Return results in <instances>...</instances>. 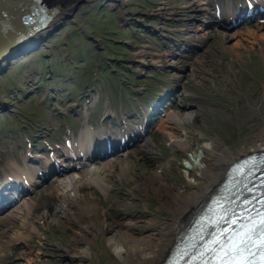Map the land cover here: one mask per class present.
<instances>
[{
    "label": "rangeland",
    "instance_id": "1",
    "mask_svg": "<svg viewBox=\"0 0 264 264\" xmlns=\"http://www.w3.org/2000/svg\"><path fill=\"white\" fill-rule=\"evenodd\" d=\"M218 1L76 0L64 16L72 4L66 1L38 49L4 66L0 185L11 161L25 157L26 142L35 155L29 162L38 166L42 145L76 140L98 116H127L132 130L120 156L109 158L129 166L113 165L105 192L83 184L64 203L55 174L2 205L0 264H124L119 250L166 244L176 206L198 177L191 164L235 159L264 141V23L243 24L260 14L252 12L226 29L236 17H213V6L223 8ZM110 121L104 119L106 129ZM30 201L28 210L19 205ZM11 205L23 210L4 217ZM20 227L31 229L27 238L10 244Z\"/></svg>",
    "mask_w": 264,
    "mask_h": 264
},
{
    "label": "bare ground",
    "instance_id": "2",
    "mask_svg": "<svg viewBox=\"0 0 264 264\" xmlns=\"http://www.w3.org/2000/svg\"><path fill=\"white\" fill-rule=\"evenodd\" d=\"M51 1H52L51 5L47 7L45 5H40V7L42 8V14L45 15V18L47 20L48 27L51 26V20L54 18L55 14L62 9L63 7L62 5L66 1H69L70 4L72 3L70 7L66 5L63 7L62 12L63 14L66 15L69 14L70 11L74 9V5L76 3V0H51ZM38 2L39 4L44 3L42 0H38ZM45 2L49 3V1H45ZM1 3L3 2L1 1ZM2 8L4 9V11ZM7 9L8 8H5L3 5L0 4L1 53L3 51L9 50L10 48L15 49L21 46L18 45L17 43L20 32L15 34V32H13V29L16 26V20H25L27 17L25 10H23V14H21L19 12L18 7H15L9 11H7ZM18 55H23V50H18L16 53L13 54L14 57H17ZM170 94H172V91L168 95ZM171 117L177 118L174 117L173 115ZM150 123H148V125ZM97 125L98 127L95 128L97 134L95 136H93L94 125L87 124L81 128L80 132L77 134L76 140H72L70 142L68 141L63 142L64 146L62 151L59 148L54 149L56 152H61L60 156H58V158H60V161L57 162L56 165H58L57 168H63V170L59 174L56 183V189L62 196V200L64 201V203H71L74 200L75 195H79L78 187H80L83 184L94 183L102 191L105 192L106 189L111 185L106 180L105 176H107L108 173H111L112 171L111 168L113 167V165L115 164L120 166L119 168H121V170H123L124 167L129 166L126 165L127 163L125 161H114L109 159L111 157H115V155L118 154L120 156V152H122V150L117 153H107L104 152V149L102 148H97L94 150V149H90V147L85 146L88 143L91 144V142L96 141L101 137L102 134L105 133L104 127L99 123ZM69 137L73 138V136L70 135ZM255 145L256 146L254 148L256 150H254L253 152L246 153L245 155L241 154V156L235 159H232L233 157L227 158L224 157V155H221L220 157H218V159L213 160V162L211 163L205 162L204 158H202L201 162H199L198 164L195 163L191 164V167L195 168V170L198 171L197 173L198 177L196 179L195 184L189 185L190 189L188 194L181 197V203L180 204L178 203V205L176 206L177 207L175 212L176 218H175V222L173 223V230L170 234L166 235V244H162V245L156 244L152 247L146 246L145 248H137V245H135L134 248L129 247L124 251L119 250L118 255L119 257H122L124 264H162L163 260L164 259L166 260L171 255L172 249L177 247L178 242L179 245H182V240L179 238L177 234L180 228L182 227V222L185 223L190 219H194L196 215L204 209V207L210 200L211 196L215 193H218L220 182L225 178V175L227 173H231L234 175H238L240 180H244L242 176H244L247 172L242 169L247 168L254 170L255 167H257L258 160L254 158L246 160L250 158V154L252 153L260 154L262 151H264V148L257 149L258 147H264V141L258 142ZM90 159H94V160L98 159L99 161H103V160L106 161L107 159L108 160L101 166H98L91 164L92 161H90ZM240 159H244V161L238 162ZM17 162L21 166H9L8 171L4 173L3 182H5L6 176H10V177L12 176V177L10 178V180L6 179V183L0 185V188H2L3 190L8 189L9 186H12V181L18 182L19 179L18 174L21 173L25 177L24 181L26 187L28 186L31 187L29 179L32 180V179L40 178L37 176L33 177L35 167L33 166L34 168L31 169L29 158L23 157L21 161H17ZM46 162H49L48 159L46 160ZM53 170H56V174H57V169H52L50 173L52 174ZM67 171H72V172L60 177V175L64 174ZM26 187H24V189ZM4 191H10V189ZM6 201H8V194L6 195ZM18 201L19 200H17L15 203H17ZM6 203L7 202H5L3 205H6ZM19 205H22L23 209L28 210L31 208L32 203L30 201V202H24L22 204L20 203ZM16 206L13 207V205H11L8 208L9 210L6 209L8 213L6 215L4 214L5 215L4 217L8 215H13L15 212H18L22 209L20 208V206L17 207ZM0 211L5 212V210L2 207L0 208ZM199 214L204 215L205 217L208 215L207 212L203 214L202 213ZM30 230L31 229L25 230L20 227V229L15 230L13 236H10L8 238V242L10 243L11 241L22 238L24 236H26L25 238H27V234ZM174 232L176 235L174 234ZM1 246H3V242L0 240V247ZM125 247L127 248L128 245H126ZM123 253H127L126 258L125 257L123 258L122 256Z\"/></svg>",
    "mask_w": 264,
    "mask_h": 264
},
{
    "label": "water",
    "instance_id": "3",
    "mask_svg": "<svg viewBox=\"0 0 264 264\" xmlns=\"http://www.w3.org/2000/svg\"><path fill=\"white\" fill-rule=\"evenodd\" d=\"M1 1L4 3V5H6L5 7L8 8L7 11L12 10L15 7H18L19 12L21 14H23V10H25L27 17L25 20H16V26L13 29V32H15V34L20 32L17 43L18 45L21 46L15 49L10 48L9 50L3 51L2 53L0 51V75H2L5 72L2 71L4 66L6 64H9L12 59L16 58L13 56L14 53H16L18 50H23V56H24L38 49L41 40H44L45 38L44 36H49V34H51L52 32L53 27L56 25L53 23V21H51V26L50 27L47 26V20L45 18V15L42 14V8L40 7L38 0H1ZM65 15L66 14H64V16ZM255 21H262V23H264V12H260L259 15L244 20L243 24H251ZM239 25H242V21H239L236 24L228 23L225 28L232 29L234 26H239ZM0 105L2 107H5L4 103H0ZM120 150H122V148L107 153H117ZM51 176H53V174ZM51 176L46 177L42 181V183L46 182L48 178Z\"/></svg>",
    "mask_w": 264,
    "mask_h": 264
},
{
    "label": "snow or ice",
    "instance_id": "4",
    "mask_svg": "<svg viewBox=\"0 0 264 264\" xmlns=\"http://www.w3.org/2000/svg\"><path fill=\"white\" fill-rule=\"evenodd\" d=\"M258 220H250V224L243 226V230L230 235L229 232H223L220 237L213 241L209 252L217 256L218 264H247L242 253L248 251L251 253L249 245L259 247L261 250L260 260L264 264V215L258 213ZM238 220H232L236 224ZM258 238L254 241V236ZM239 257V259H238ZM204 264H211V261H205Z\"/></svg>",
    "mask_w": 264,
    "mask_h": 264
},
{
    "label": "trees",
    "instance_id": "5",
    "mask_svg": "<svg viewBox=\"0 0 264 264\" xmlns=\"http://www.w3.org/2000/svg\"><path fill=\"white\" fill-rule=\"evenodd\" d=\"M83 50L88 54V52H87V51H88V47L83 48ZM86 50H87V51H86ZM84 51L81 52V55H82V56H86V55L84 54ZM89 51H90V49H89Z\"/></svg>",
    "mask_w": 264,
    "mask_h": 264
},
{
    "label": "clouds",
    "instance_id": "6",
    "mask_svg": "<svg viewBox=\"0 0 264 264\" xmlns=\"http://www.w3.org/2000/svg\"><path fill=\"white\" fill-rule=\"evenodd\" d=\"M237 22H239V21H236V20H230V21H228V23H232V24H236Z\"/></svg>",
    "mask_w": 264,
    "mask_h": 264
}]
</instances>
